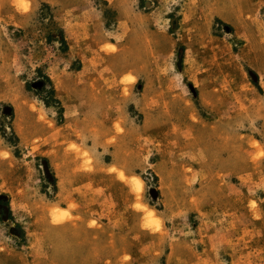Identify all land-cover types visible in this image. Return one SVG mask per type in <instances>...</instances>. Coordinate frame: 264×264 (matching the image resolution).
Masks as SVG:
<instances>
[{
	"label": "rangeland",
	"instance_id": "rangeland-1",
	"mask_svg": "<svg viewBox=\"0 0 264 264\" xmlns=\"http://www.w3.org/2000/svg\"><path fill=\"white\" fill-rule=\"evenodd\" d=\"M0 264H264V0H0Z\"/></svg>",
	"mask_w": 264,
	"mask_h": 264
},
{
	"label": "bare ground",
	"instance_id": "bare-ground-1",
	"mask_svg": "<svg viewBox=\"0 0 264 264\" xmlns=\"http://www.w3.org/2000/svg\"><path fill=\"white\" fill-rule=\"evenodd\" d=\"M138 183H139V187L141 188L142 182L139 180Z\"/></svg>",
	"mask_w": 264,
	"mask_h": 264
}]
</instances>
